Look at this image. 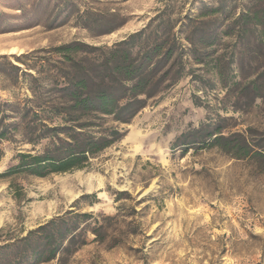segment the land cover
<instances>
[{"label":"rangeland","instance_id":"374dc122","mask_svg":"<svg viewBox=\"0 0 264 264\" xmlns=\"http://www.w3.org/2000/svg\"><path fill=\"white\" fill-rule=\"evenodd\" d=\"M220 1L225 2L227 19L209 10ZM67 3L0 0L1 101L22 106L31 95L27 79L14 80L6 62L17 63L15 58L22 54L74 39L110 44L138 30L165 4L175 28L181 21L185 25L190 14L214 20L211 24L218 31L242 10H264V0H80L83 9L117 13L123 24L97 37L72 26V21L46 29L51 9L56 12ZM238 44L222 36L211 48L214 55L232 62L226 85L211 74L213 56H207L205 66L192 64L187 75L129 122L106 119L104 126L115 125L122 138L91 157L86 168L44 177L7 173L17 163L18 153H42L51 140L26 143L35 133L23 131L20 125L11 141L0 143V227L11 237L25 235L46 219L72 209L80 195L96 193L92 205L89 198L78 201L77 212L112 215L119 207L128 214L133 207L139 212L133 218L148 236L144 252L148 250L149 264H264V159H235L217 146L192 142V138H206L205 133L183 137L201 125L220 126L223 135L238 133L264 145V47L249 40V51L241 56ZM256 74L262 78L260 97L253 100L251 95L239 94L241 86L233 82ZM29 124L42 128L40 121ZM178 138L188 144L175 143ZM116 191L127 195L116 201ZM92 238L89 233L88 243L63 261L56 258L39 264H142L131 249L140 247L141 235L111 249L91 242Z\"/></svg>","mask_w":264,"mask_h":264},{"label":"trees","instance_id":"16d2710c","mask_svg":"<svg viewBox=\"0 0 264 264\" xmlns=\"http://www.w3.org/2000/svg\"><path fill=\"white\" fill-rule=\"evenodd\" d=\"M67 4L56 8V12L51 9L44 25L46 29L72 21V26L97 37L111 33L124 21L114 12L83 9L80 0H68ZM209 10L220 14L227 11L223 1ZM166 11L167 4L138 30L110 44L74 39L22 54L15 58L17 63L6 62L14 80L27 79L31 95L22 106L0 100V143L11 141L20 125L23 131L35 133V138H27L26 143L51 139L42 153H18L17 163L7 173L25 172L44 177L48 173L86 168L91 157L122 138L115 125L104 126L106 119L117 124L129 122L187 75L192 64L205 66L207 56H213L210 72L226 85L231 79L232 62L214 55L215 50L211 49L219 37H230L239 43L241 56L248 53L249 40L264 47V10H242L221 31L213 29L214 20H201V15L190 14L185 25L180 19V25L175 28V20ZM224 15L227 19V14ZM243 78L244 82H233L241 86L239 94L251 95L253 100L260 97L261 76ZM28 114L31 117L24 123ZM15 115L18 120H14ZM34 120L40 121L42 128L29 124ZM221 129L201 125L183 137L205 133L206 138H192V142L199 140L204 147L217 146L235 159L243 156L264 159V145L258 146L238 133L223 135ZM183 140L178 138L175 143L188 144ZM2 155L0 149V158ZM95 195H80L72 209L46 219L25 235L11 237L0 227V264H39L56 258L63 261L88 243L89 233L93 235L91 242L108 249L141 235L140 247L131 249L139 255L142 264H149L148 250L144 252L148 236L143 234L141 222L133 218L139 214L133 207L128 214L121 213L119 207L112 215L77 212L78 201L89 198L88 204L92 205ZM122 195L127 193L116 191L115 200L119 201ZM145 199L148 196L136 203Z\"/></svg>","mask_w":264,"mask_h":264}]
</instances>
